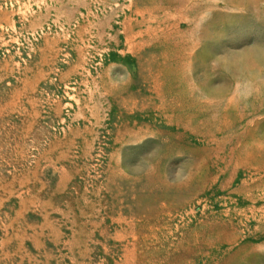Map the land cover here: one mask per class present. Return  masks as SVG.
I'll return each instance as SVG.
<instances>
[{
	"label": "rangeland",
	"instance_id": "374dc122",
	"mask_svg": "<svg viewBox=\"0 0 264 264\" xmlns=\"http://www.w3.org/2000/svg\"><path fill=\"white\" fill-rule=\"evenodd\" d=\"M0 264H264V0H0Z\"/></svg>",
	"mask_w": 264,
	"mask_h": 264
}]
</instances>
